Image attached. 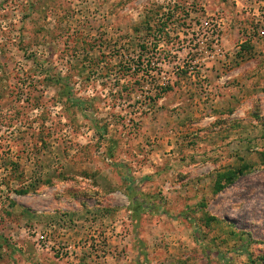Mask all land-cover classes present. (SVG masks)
<instances>
[{
  "label": "rangeland",
  "instance_id": "rangeland-1",
  "mask_svg": "<svg viewBox=\"0 0 264 264\" xmlns=\"http://www.w3.org/2000/svg\"><path fill=\"white\" fill-rule=\"evenodd\" d=\"M0 264H264V0H0Z\"/></svg>",
  "mask_w": 264,
  "mask_h": 264
},
{
  "label": "trees",
  "instance_id": "trees-1",
  "mask_svg": "<svg viewBox=\"0 0 264 264\" xmlns=\"http://www.w3.org/2000/svg\"><path fill=\"white\" fill-rule=\"evenodd\" d=\"M143 48V47H142ZM159 95H157L156 97H155V99H158L159 97H158ZM238 173H237V175H236V172L235 171H233V170H230L229 171V173L226 175V179L227 180H229L230 182H232V178H234V179H236V178H240V177H242V175H244L245 173H246V171H243L242 169L241 170H239V171H237ZM222 178V177H221ZM225 180V179H224ZM221 185L218 187V189L216 188V190L217 191H219V190H221ZM143 207V205H135L134 207H133V210H134V212L136 213V214H138V213H140V210H141V208ZM211 220V219H210ZM212 220H214V219H212Z\"/></svg>",
  "mask_w": 264,
  "mask_h": 264
}]
</instances>
